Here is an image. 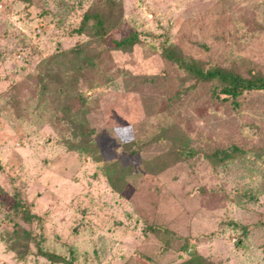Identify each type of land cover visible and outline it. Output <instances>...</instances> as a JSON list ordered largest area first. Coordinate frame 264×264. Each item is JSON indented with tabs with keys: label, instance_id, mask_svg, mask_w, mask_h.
<instances>
[{
	"label": "rangeland",
	"instance_id": "rangeland-1",
	"mask_svg": "<svg viewBox=\"0 0 264 264\" xmlns=\"http://www.w3.org/2000/svg\"><path fill=\"white\" fill-rule=\"evenodd\" d=\"M117 2L0 0V264H264V91L166 58L264 78V0Z\"/></svg>",
	"mask_w": 264,
	"mask_h": 264
},
{
	"label": "trees",
	"instance_id": "trees-1",
	"mask_svg": "<svg viewBox=\"0 0 264 264\" xmlns=\"http://www.w3.org/2000/svg\"><path fill=\"white\" fill-rule=\"evenodd\" d=\"M105 5L106 9L103 12L88 11L84 15L81 23V29L78 31V33L82 34L86 30L88 23L92 21L94 23V37H96L100 41L101 45H104L113 51H132L133 48L139 42L138 36L136 34H131L119 39L111 37L110 34V23L113 21L117 13H122V6L120 5V3L117 2V0H105ZM81 49L82 48L77 49L74 52H78V50L80 51ZM166 58L177 63L181 69L185 70L188 74H190L197 82L217 84L215 92H219L218 94L223 95L225 97L237 98L242 96L245 92L264 91L263 77L254 76L252 78H244L239 74L235 73L234 71L225 70L221 68H214L210 69L209 71H205L200 68L196 64V62L192 60H187L181 55L179 57L178 55L169 54L166 55ZM78 97H80V95ZM74 127L76 131L75 136L79 137L81 135V138L84 139L81 145L84 147L86 144H89L87 138H90V136H92L93 131L85 127L84 122L79 123ZM72 148H74V150L77 152H82L84 150L82 149V147ZM235 150L236 149H234V151ZM180 154L183 155L184 153L181 152ZM227 155L228 154L226 152V156ZM26 235L30 236V234L28 233H26ZM39 256L47 259L48 261L54 264H62L67 262L60 256L44 252L42 250H39ZM199 259H201V257H193L184 262L183 264H204V262H200Z\"/></svg>",
	"mask_w": 264,
	"mask_h": 264
}]
</instances>
